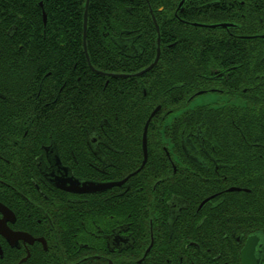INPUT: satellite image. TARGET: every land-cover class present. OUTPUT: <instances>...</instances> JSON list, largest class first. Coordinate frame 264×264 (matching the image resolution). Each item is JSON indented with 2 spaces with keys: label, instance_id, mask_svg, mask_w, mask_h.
Returning <instances> with one entry per match:
<instances>
[{
  "label": "flooded vegetation",
  "instance_id": "af4514ba",
  "mask_svg": "<svg viewBox=\"0 0 264 264\" xmlns=\"http://www.w3.org/2000/svg\"><path fill=\"white\" fill-rule=\"evenodd\" d=\"M215 3L198 5L196 10ZM186 4L180 1L173 17ZM219 24H232L223 29L227 31L237 27L230 21ZM211 25L192 23L205 29ZM0 47L7 49L6 44ZM195 47L199 77L201 52ZM17 54L19 58V51ZM87 58L91 72L117 79L110 77L115 74L95 71ZM217 63L204 70L207 82L178 112H191L194 127L179 142L176 166L167 143L161 146L172 173H178L180 193L169 199L166 178H149L138 189L136 182H130L144 169L149 156L142 169L143 159L136 171L117 178L114 160H119L120 145L107 139L103 127L101 132L82 124L72 135L70 126H40L32 117L19 124V108H6L7 96L19 104V92H0V264H236V258L241 264V252L249 239L253 258L264 264V238L260 235L264 233V174L255 168L248 172L246 166L255 161L248 159L253 154L261 163L264 143L201 138V132L230 129L226 118L236 112H243L245 130L253 129L248 117L254 113L248 105L257 102L248 97L257 94L243 89L231 95L229 75L242 67L232 60ZM242 73L245 81V69ZM65 84L59 88L56 83L51 85L47 94L51 107L63 96ZM259 116L264 121L263 111ZM142 138L143 134V157ZM236 144H240L238 148H232ZM127 177L121 186L100 193L79 192L87 182L112 184ZM232 180L243 182L232 185ZM245 180L255 186L247 187ZM137 197L143 203L137 204Z\"/></svg>",
  "mask_w": 264,
  "mask_h": 264
},
{
  "label": "trees",
  "instance_id": "16d2710c",
  "mask_svg": "<svg viewBox=\"0 0 264 264\" xmlns=\"http://www.w3.org/2000/svg\"><path fill=\"white\" fill-rule=\"evenodd\" d=\"M180 1L89 0L84 39L86 0H0V46L7 47H0V92H19V104L16 98L7 96L6 108H19V124L32 117L40 126H70L72 135L74 128L78 131L82 124L101 132L103 127L107 139L120 145L114 173L121 179L140 167L143 129L152 111L160 107L148 125L147 164L130 182H136L138 189L149 178H166L169 199L180 193L178 173H172L161 146L167 143L176 166L179 142L194 127L191 112H178L187 98L207 82L203 80L208 74L205 69L218 65L220 60H232L242 71L238 68L230 73L227 90L231 95L243 89L257 94L248 97L257 102L248 105L256 110L250 112L254 117H248L253 129L245 130L243 112H236L226 118L230 129L201 132V138L264 143V121L259 120L264 112V0H197L199 4L184 0L185 9L175 18L173 13ZM212 2L216 3L196 10L198 5ZM241 2L242 6L237 5ZM153 18L159 28L160 58L151 71L134 77L156 56ZM227 21L236 23V30L192 26L196 22ZM84 44L89 65L95 71L127 78L110 79L91 72ZM195 46L201 52L199 77L195 73ZM66 82L63 96L51 107L52 99L47 98L51 85L56 83L59 88ZM42 108L45 110H39ZM251 158L255 161L246 164L248 172L253 173L255 168V172L264 174V150L261 163L257 154L249 156V161ZM238 182L243 181H231L232 185ZM244 182L249 188L255 186L249 180ZM261 182L264 190V178ZM136 203L143 200L137 197ZM260 235L264 238V233Z\"/></svg>",
  "mask_w": 264,
  "mask_h": 264
},
{
  "label": "water",
  "instance_id": "95a60500",
  "mask_svg": "<svg viewBox=\"0 0 264 264\" xmlns=\"http://www.w3.org/2000/svg\"><path fill=\"white\" fill-rule=\"evenodd\" d=\"M88 2H89V0H86V3H85V11H84V25H83V27H84L83 28V30H84V39H85L86 26H87V7H88ZM182 4H183V2H181L179 4V7H181ZM43 21H44V23L46 22V17H45L44 14H43ZM153 23H154V26H155V29H156V32H157V49H156L155 59H154V61L147 68H145L144 70L136 73L134 75V77H141L144 74L148 73L149 71H151L157 65V63L159 61V58H160L159 28H158L157 23H156V21H155L154 18H153ZM231 27H233L232 24H217V25H212L209 28L210 29H218V28L227 29V28H231ZM261 39H264V35L261 36ZM84 53L86 54L85 44H84ZM86 58H87V55H86ZM87 60H88V58H87ZM110 77H113V78H118V77L119 78L120 77L121 78H125L127 76H125V75H110ZM159 110H160V108L157 107L151 113L149 119L146 122L145 128H144L143 138H142L143 162H142L141 169L145 165V163L147 161V156H148L147 155V140H146L147 127H148L151 119L157 114V112ZM139 171H137V172H139ZM130 176H132V175H130ZM129 177H127L126 179H124L121 182L112 183V184H95V183L87 182V183H84L82 185V188L79 190V192L80 193H100V192H103V191H105V190H107L109 188H112L114 186H121L124 182H126L128 180ZM234 190H236V189H232L231 191H234ZM72 191L73 192H76L77 191V190H75V186H72ZM249 241H250V239L248 240L245 249H243L242 252H241V264H258V261L255 260L253 258V256H252L253 255V247L250 246ZM148 251H149V249L146 251V253Z\"/></svg>",
  "mask_w": 264,
  "mask_h": 264
},
{
  "label": "bare ground",
  "instance_id": "6f19581e",
  "mask_svg": "<svg viewBox=\"0 0 264 264\" xmlns=\"http://www.w3.org/2000/svg\"><path fill=\"white\" fill-rule=\"evenodd\" d=\"M88 4H89V2H88ZM88 8V7H87ZM45 15V14H44ZM46 17V16H45ZM214 25H217V24H214ZM158 26V25H157ZM212 26V25H211ZM156 30V29H155Z\"/></svg>",
  "mask_w": 264,
  "mask_h": 264
}]
</instances>
